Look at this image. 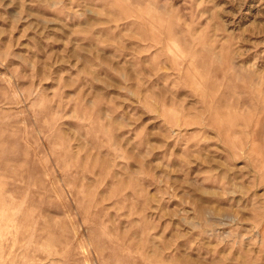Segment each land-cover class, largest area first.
<instances>
[{
  "label": "rangeland",
  "instance_id": "374dc122",
  "mask_svg": "<svg viewBox=\"0 0 264 264\" xmlns=\"http://www.w3.org/2000/svg\"><path fill=\"white\" fill-rule=\"evenodd\" d=\"M0 264H264V0H0Z\"/></svg>",
  "mask_w": 264,
  "mask_h": 264
}]
</instances>
